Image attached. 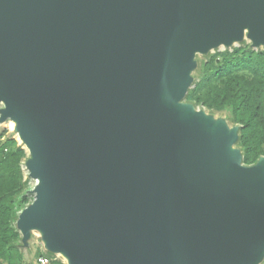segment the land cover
<instances>
[{
    "label": "water",
    "instance_id": "water-1",
    "mask_svg": "<svg viewBox=\"0 0 264 264\" xmlns=\"http://www.w3.org/2000/svg\"><path fill=\"white\" fill-rule=\"evenodd\" d=\"M264 41V0H0V98L67 264H256L264 155L180 102L193 54Z\"/></svg>",
    "mask_w": 264,
    "mask_h": 264
},
{
    "label": "trees",
    "instance_id": "trees-1",
    "mask_svg": "<svg viewBox=\"0 0 264 264\" xmlns=\"http://www.w3.org/2000/svg\"><path fill=\"white\" fill-rule=\"evenodd\" d=\"M197 75L198 80L186 91L185 99L210 113L226 114L237 125L233 143L241 151V161L254 164L264 155V50L242 46L231 52L210 54L198 67ZM4 131L0 130V264H23V237L14 222L29 202L21 167L26 152ZM41 254L51 258L48 264H64L53 258V252L38 248L33 259Z\"/></svg>",
    "mask_w": 264,
    "mask_h": 264
},
{
    "label": "rangeland",
    "instance_id": "rangeland-1",
    "mask_svg": "<svg viewBox=\"0 0 264 264\" xmlns=\"http://www.w3.org/2000/svg\"><path fill=\"white\" fill-rule=\"evenodd\" d=\"M224 47L220 48L218 45L216 46H212L209 47L206 51L204 52H195L193 54V67L189 70V83L187 86V90L191 87H193L194 83L198 80V75H197V69L200 66V64L205 61L207 59V57L210 54H214V53H221L223 51H229L231 52L232 49L234 47H242V46H248L250 47L251 50L253 51H261L264 50V41L258 42L257 44H252L251 41L248 39V37L246 36V31H244L242 37L240 39H231L229 43L223 44ZM180 102L183 103H189L191 104V106L193 107L194 111H201L204 114V117L206 119H209L210 121H212L213 123L217 124L219 122H222L225 127L227 129L230 128H237V125L232 123L226 116V114H224L223 112H214V113H210L205 107L197 104L194 105L193 103L188 102L185 99V95L180 99ZM6 108L4 101L0 98V130H5L4 134L5 135H11L13 138H15L18 142V144H20L26 152V158L22 160L21 162V167H22V171H23V177L26 180V189L24 191V194L28 197V203L26 204L25 207H27L31 202L34 201L35 196H36V186L38 184V179L37 177L31 176L30 175V170L27 167V163L26 161L31 157V153L25 143V141L23 140V138L20 136L19 134V129H18V124L15 120V118L13 116H3V110ZM230 148L233 150H238L241 156V151L239 150V148L237 147L236 144L232 143L230 145ZM241 163H243L241 161ZM245 164V163H243ZM247 165V164H245ZM23 207V208H25ZM20 212V211H19ZM18 212V215H19ZM17 215V218H18ZM17 218L14 222V225L16 227V229L19 231L18 227L16 226V221ZM21 238L22 233L19 231ZM21 245H20V249L24 254V259L26 261L32 260L33 259V254L35 252V250L38 248L40 249L42 252L47 251V246H46V241L43 238V232L38 229V228H31L30 229V234L26 239H22L20 241ZM53 258L54 259H58L61 262H63L64 264H67V256L62 253V252H53ZM256 264H264V250L260 256V258L258 259V261L256 262Z\"/></svg>",
    "mask_w": 264,
    "mask_h": 264
},
{
    "label": "built area",
    "instance_id": "built-area-1",
    "mask_svg": "<svg viewBox=\"0 0 264 264\" xmlns=\"http://www.w3.org/2000/svg\"><path fill=\"white\" fill-rule=\"evenodd\" d=\"M50 260H51L50 257H48L45 254H41L32 260L25 261L23 264H48Z\"/></svg>",
    "mask_w": 264,
    "mask_h": 264
},
{
    "label": "bare ground",
    "instance_id": "bare-ground-1",
    "mask_svg": "<svg viewBox=\"0 0 264 264\" xmlns=\"http://www.w3.org/2000/svg\"><path fill=\"white\" fill-rule=\"evenodd\" d=\"M218 46H219L220 48L224 47V46H223V43H219ZM15 120H16V122H17V119H16V118H15ZM37 179H38V182H40V178L37 177Z\"/></svg>",
    "mask_w": 264,
    "mask_h": 264
}]
</instances>
